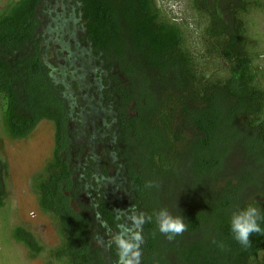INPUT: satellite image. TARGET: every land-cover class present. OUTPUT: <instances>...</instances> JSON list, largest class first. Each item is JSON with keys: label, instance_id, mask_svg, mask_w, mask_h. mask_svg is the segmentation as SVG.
<instances>
[{"label": "trees", "instance_id": "1", "mask_svg": "<svg viewBox=\"0 0 264 264\" xmlns=\"http://www.w3.org/2000/svg\"><path fill=\"white\" fill-rule=\"evenodd\" d=\"M197 1L192 0L194 7L203 11ZM236 1L238 7L228 8L230 24L223 23L220 13L208 15L196 56L186 46L180 25L162 15L155 0H78L85 40L97 65L110 74L117 68L127 80L116 75L101 78L104 85L113 80V88L104 93L108 101L118 102V132L109 141L120 146L117 151L127 168L132 205L153 216L143 225L140 264H264V235L253 234L245 249L230 231V217L239 208L253 204L264 214V74L255 65L259 56L245 23L252 11L264 12V0ZM40 4L41 0H19L0 15L4 129L11 139H25L43 120L54 125L52 160L45 167L46 178L39 177L35 185L38 206L54 219L62 240L51 254L53 262L117 264L114 238L120 220L94 177V162L79 170L72 164L69 109L36 39ZM135 79L147 87L140 98L133 95ZM132 109L146 126L142 135L147 136L142 137L137 165L125 153L129 128L135 126L129 116ZM178 121L192 137L176 131ZM236 149L254 168L243 171L239 181L210 191L206 185L219 181ZM183 161L191 175L189 207L183 216L188 230L169 241L159 233L154 214L161 209L157 200L161 201L163 185L179 179ZM147 181L159 187L145 189ZM249 188L256 192L246 197ZM2 192L0 185V208ZM259 223L264 228V220ZM12 238L33 257L41 254L42 247L22 227L12 231Z\"/></svg>", "mask_w": 264, "mask_h": 264}, {"label": "rangeland", "instance_id": "2", "mask_svg": "<svg viewBox=\"0 0 264 264\" xmlns=\"http://www.w3.org/2000/svg\"><path fill=\"white\" fill-rule=\"evenodd\" d=\"M17 1L19 0H0V15L5 14L10 5ZM75 2L77 1L42 0L38 16L40 27L36 39L40 42L43 63L49 70L58 94L66 100L69 109L68 135L72 142V164L79 170V167L83 168L82 165L85 163L94 162V177L104 189L107 200L114 207L120 220L119 231L115 235L117 236L121 232V225L132 229L131 217L137 212L144 213V211H139L132 205L133 194L128 189L127 170H125L124 161H120V153L117 151L120 146L117 147L115 140L114 145L111 140L109 141V138L116 137L118 132L115 117L119 105L117 101H108L104 93L106 89L113 88V80L111 79L108 85H104L101 78L105 75V78L110 80L116 75L124 82L127 80L117 68H114V72L110 74V71L106 72L103 66L97 65L98 58L94 57L92 50L89 53L81 12L79 5L77 6ZM197 2L203 11H198L192 0H155L156 7L162 15L167 20L180 25L186 36V46L196 56L201 52L200 37L208 15L215 17L220 13L223 23L230 24L231 15L228 8L239 6L236 0H198ZM217 9L219 11H216ZM55 20L58 26L57 33L65 34L64 39L61 40L62 50L57 42V45H52L49 40L51 33L49 30L54 29V26L52 23L50 26L48 24ZM72 20L74 22H71ZM245 23L250 41L259 56L255 65L264 74V12L252 11ZM65 38L71 39L69 42L72 43L80 42L75 51L70 50L73 56L76 53L80 56V49H84V51L82 49L83 66L75 60V57L67 58L69 53L64 47ZM58 39L60 38L56 35V41ZM65 51L67 53H64ZM135 80L133 95L140 98V93L147 90V87L141 83L140 79ZM61 87H63L62 91H60ZM114 97L117 95L115 94ZM133 108L136 109V107ZM129 116L135 121L133 130L138 132V136L129 128L127 141L129 146L125 153L129 161L137 165L143 138L147 137L142 135L146 126L137 118L134 110L129 113ZM176 126L179 134L185 135L186 138L192 137L190 130L180 127V121L176 123ZM54 133L53 123L43 120L27 138H9L2 121L0 100V185L3 190L4 204V207L0 208V264H57L53 262L51 254L62 245V240L57 233L54 219L40 210L35 192L38 178H46L45 167L52 160ZM121 147L125 149V146ZM75 156H78V159ZM187 166L188 163L183 161L178 170L179 179L165 183L160 191L161 201L157 200L159 204L157 206L167 208L173 215L184 216L189 207L187 191L191 184V175ZM253 168V164L251 167L242 150L236 149L226 160L219 181L215 185L206 186L210 191L218 190L230 180L239 181V175L243 171ZM259 175L262 177V174ZM261 183L264 184V181ZM255 192L254 188H249L245 190L244 196L249 197ZM154 197L156 196L151 191L150 201H153ZM16 227H22L29 232L42 247L38 257H33L22 245L13 240L12 231Z\"/></svg>", "mask_w": 264, "mask_h": 264}, {"label": "clouds", "instance_id": "3", "mask_svg": "<svg viewBox=\"0 0 264 264\" xmlns=\"http://www.w3.org/2000/svg\"><path fill=\"white\" fill-rule=\"evenodd\" d=\"M144 187L145 189H152L159 187V185L153 181H147ZM154 215L159 233L164 235L169 241L183 235L188 230L184 217L173 215L167 208H161ZM131 219L133 228L129 229L121 225V232L114 238V242L119 250L117 264H140V257L142 255L140 249L144 242L143 225L152 222L153 216L137 212ZM262 220H264V214H262L261 209L257 206L248 204L243 208H239L230 217V231L233 239L243 248H249L253 234L264 235V228L259 223ZM213 243H217V241L214 240ZM218 246L224 249L222 242Z\"/></svg>", "mask_w": 264, "mask_h": 264}, {"label": "flooded vegetation", "instance_id": "4", "mask_svg": "<svg viewBox=\"0 0 264 264\" xmlns=\"http://www.w3.org/2000/svg\"><path fill=\"white\" fill-rule=\"evenodd\" d=\"M77 2H75V4L78 6L79 5V2H78V0H76ZM68 2V1H67ZM41 4H42V0H41ZM41 4H40V6H41ZM65 7H68V6H66V5H64ZM73 10H75V9H73ZM79 11H80V5H79ZM38 14H39V10H38ZM39 16V15H38ZM75 20V19H74ZM74 20H72L71 22H74ZM82 20V19H81ZM51 23L53 24L52 26H54V29H52V30H49V31H51V33H50V37H49V40L52 42V45H57L56 44V42L58 43V45H59V47L61 48V50L63 49V44H62V41L61 40H63L64 39V33L62 32V34L63 35H61V34H58L57 32V28H58V26H57V23H56V20L55 21H51L48 25L50 26L51 25ZM56 35H58L59 36V38L60 39H58V41H56ZM69 40H71V39H68V38H65V44H64V47L66 48V50H68V53L69 54H67V58L68 57H75L76 59L75 60H78V62L80 63V64H82V66H83V64H84V57L82 58V55H83V51H84V49H83V51H82V49H80L81 50V55L80 56H78L77 55V53H76V55L75 56H73L72 54V49L75 51L77 48H78V45L80 44V42H76V41H74L73 43L70 41L69 42ZM72 45H74V46H72ZM87 46H88V50H89V53L91 52V47H90V45L87 43ZM71 49V50H70ZM73 51V52H74ZM58 52H60V51H58ZM77 52V51H76ZM64 53H67V51H65ZM92 53V52H91ZM83 68V67H82ZM73 76V75H72Z\"/></svg>", "mask_w": 264, "mask_h": 264}]
</instances>
